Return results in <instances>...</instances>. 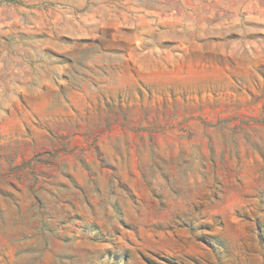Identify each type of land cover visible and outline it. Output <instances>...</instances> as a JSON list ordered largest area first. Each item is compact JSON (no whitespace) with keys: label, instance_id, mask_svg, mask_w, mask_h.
<instances>
[{"label":"rangeland","instance_id":"obj_1","mask_svg":"<svg viewBox=\"0 0 264 264\" xmlns=\"http://www.w3.org/2000/svg\"><path fill=\"white\" fill-rule=\"evenodd\" d=\"M0 264H264V0H0Z\"/></svg>","mask_w":264,"mask_h":264}]
</instances>
